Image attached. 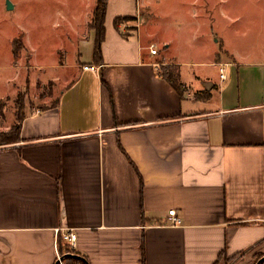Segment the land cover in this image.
Instances as JSON below:
<instances>
[{"label": "crops", "instance_id": "obj_1", "mask_svg": "<svg viewBox=\"0 0 264 264\" xmlns=\"http://www.w3.org/2000/svg\"><path fill=\"white\" fill-rule=\"evenodd\" d=\"M97 4L85 20L75 2L60 13L61 50L34 65L52 71L57 100L24 115L17 142L0 143V264H58L69 232L77 235L70 255L88 264H257L264 61H214L218 77L189 76L181 70L189 64L158 48L169 41L114 25L139 13L140 0H106L98 62ZM171 68L180 91L164 76ZM172 210L179 226L170 225Z\"/></svg>", "mask_w": 264, "mask_h": 264}, {"label": "rangeland", "instance_id": "obj_2", "mask_svg": "<svg viewBox=\"0 0 264 264\" xmlns=\"http://www.w3.org/2000/svg\"><path fill=\"white\" fill-rule=\"evenodd\" d=\"M9 1L18 4L16 10L7 11V0H0L1 137L18 128L28 112L48 109L56 102L59 88L51 80L52 71L36 68L40 60L36 57L51 63L50 56L61 50L59 15L70 13L68 3H76L75 16L84 20L92 5V0ZM138 8L134 17L122 18V29L134 32L140 25L143 40L169 41V49L162 44L158 48L163 56L189 64L181 66L189 76L193 72L218 77L219 69L210 67L214 61H264V0H140ZM136 43L133 40L128 47ZM67 55L72 58L73 52ZM168 75L175 78L177 69L171 68Z\"/></svg>", "mask_w": 264, "mask_h": 264}, {"label": "trees", "instance_id": "obj_3", "mask_svg": "<svg viewBox=\"0 0 264 264\" xmlns=\"http://www.w3.org/2000/svg\"><path fill=\"white\" fill-rule=\"evenodd\" d=\"M105 15H106V0H98V4L94 13V18L91 22V27L96 31V47H95V58L96 61H101V45L105 38ZM122 18L115 20L114 25L117 27L121 24ZM170 81L171 85L178 91L181 90V85L176 83V79L170 77L167 73L164 74ZM19 127L16 128L9 136H0V143L18 141L19 138ZM61 241L63 242L62 238ZM61 256L76 254L69 245H64V249H61ZM66 264H83L81 261L74 259H67Z\"/></svg>", "mask_w": 264, "mask_h": 264}, {"label": "built area", "instance_id": "obj_4", "mask_svg": "<svg viewBox=\"0 0 264 264\" xmlns=\"http://www.w3.org/2000/svg\"><path fill=\"white\" fill-rule=\"evenodd\" d=\"M150 54L152 56H156L158 55V50L155 49V48H152L150 50ZM84 71H90V72H97L99 69L98 68H94V67H84L83 68ZM220 78L225 80V71H224V68H220ZM169 216H170V225L173 226V227H176V226H179L181 224V221L180 219L177 217L176 215V211L172 210V211H169ZM62 240L69 245V247L71 249H73L75 247V243L77 241V235L75 233H65L62 235ZM58 263L59 264H62L61 262V258L59 257L58 258Z\"/></svg>", "mask_w": 264, "mask_h": 264}, {"label": "water", "instance_id": "obj_5", "mask_svg": "<svg viewBox=\"0 0 264 264\" xmlns=\"http://www.w3.org/2000/svg\"><path fill=\"white\" fill-rule=\"evenodd\" d=\"M13 5L10 3V1L9 0H7V11H12L13 10ZM212 84L211 83H204V88L206 89V90H211V88H212ZM67 258H72V259H75V260H78V261H81L83 264H88L87 263V261L85 260V259H83V258H81V257H78V256H76V255H67L66 257H63L62 259H61V262H63L65 259H67ZM262 263H264V258L263 259H261L257 264H262ZM59 264V263H58Z\"/></svg>", "mask_w": 264, "mask_h": 264}]
</instances>
